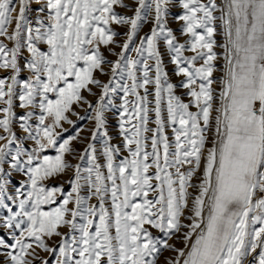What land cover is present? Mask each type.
<instances>
[{
	"label": "snow or ice",
	"instance_id": "obj_1",
	"mask_svg": "<svg viewBox=\"0 0 264 264\" xmlns=\"http://www.w3.org/2000/svg\"><path fill=\"white\" fill-rule=\"evenodd\" d=\"M0 264H264V0H0Z\"/></svg>",
	"mask_w": 264,
	"mask_h": 264
},
{
	"label": "rangeland",
	"instance_id": "obj_2",
	"mask_svg": "<svg viewBox=\"0 0 264 264\" xmlns=\"http://www.w3.org/2000/svg\"><path fill=\"white\" fill-rule=\"evenodd\" d=\"M172 26L173 27H178V25H176V24H173ZM145 30H147V29H145ZM120 31H124V30L121 29ZM110 58L111 59H114V57H110ZM217 75H219V73H217ZM105 79H107V78H105ZM110 119H111V114H110ZM81 123L87 124L88 122L87 121H84V122H81ZM113 123H114V121H113ZM77 147H79V145H77ZM50 183H52V184H59V183H63V180H60V181H51ZM65 188H66V190L68 189V186L66 184H65ZM93 203H95V201H93ZM45 210H48L47 206L45 207ZM63 231H67V229H63ZM178 246H180V245H178ZM165 255H169V253H165Z\"/></svg>",
	"mask_w": 264,
	"mask_h": 264
}]
</instances>
